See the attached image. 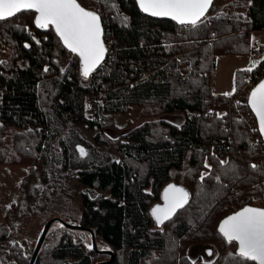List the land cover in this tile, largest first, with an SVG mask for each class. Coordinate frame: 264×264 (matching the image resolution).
I'll list each match as a JSON object with an SVG mask.
<instances>
[{
  "label": "trees",
  "instance_id": "1",
  "mask_svg": "<svg viewBox=\"0 0 264 264\" xmlns=\"http://www.w3.org/2000/svg\"><path fill=\"white\" fill-rule=\"evenodd\" d=\"M118 2L119 17L109 30L113 45L111 40L107 45L104 26L107 58L88 78L80 58L51 26L36 27L34 11L0 21V164L30 168L0 225V264H30L29 250L17 251L10 242L18 220L27 215L90 229L99 250H93L90 233L56 222L35 264H97L98 256H106L103 250L113 252L105 264H178L177 245L167 249L169 238L236 246L219 232L234 214L228 206L264 209V143L244 79L264 69V59L256 70L240 72L242 87L231 96L211 90L216 57L264 54L253 40L255 32H264V0H215L195 29L146 16L135 0ZM98 94L101 104H93L87 116L89 99ZM134 106L158 120L120 132L114 117ZM166 115L181 123L163 119ZM87 132L94 133L91 140ZM80 145L87 156H80ZM75 178L82 189L80 206L70 190ZM171 182L186 186L192 198L164 224L171 223L168 236L155 228L151 208ZM57 225L63 226L60 232ZM51 238L56 243L46 248ZM182 260L258 264L220 247L215 257L185 253Z\"/></svg>",
  "mask_w": 264,
  "mask_h": 264
},
{
  "label": "snow or ice",
  "instance_id": "2",
  "mask_svg": "<svg viewBox=\"0 0 264 264\" xmlns=\"http://www.w3.org/2000/svg\"><path fill=\"white\" fill-rule=\"evenodd\" d=\"M137 3L143 12L153 17H168L181 26L195 29L205 22L203 18L213 0H137ZM21 11L36 13L34 18L36 27L54 28L63 45L80 57L84 78H88L101 65L107 48L103 41L101 17L97 12L84 8L78 0H0V21L11 18ZM258 63L254 62V65ZM44 71L47 72L48 69L45 68ZM242 71L251 72L253 68L249 67ZM249 103L259 120V131L264 135V82H260L252 91ZM78 151L80 156L88 155L83 147L78 146ZM226 163L220 161L221 165ZM205 167L210 165L205 164ZM251 167L255 170L258 166L252 164ZM203 179L202 174L201 180ZM163 198L165 204L157 205L152 210L153 217L161 225L185 206L189 193L182 187L170 184ZM219 232L228 242L239 243L240 257L264 264V209L243 208L227 217L221 223Z\"/></svg>",
  "mask_w": 264,
  "mask_h": 264
},
{
  "label": "rangeland",
  "instance_id": "3",
  "mask_svg": "<svg viewBox=\"0 0 264 264\" xmlns=\"http://www.w3.org/2000/svg\"><path fill=\"white\" fill-rule=\"evenodd\" d=\"M87 7L90 9L98 10L99 15L102 18V21L104 22L103 25L106 26L107 29V45L110 40L113 45V35L109 32L110 27L117 22V12H119V2L118 0H84L83 2ZM94 10V11H96ZM208 17V15H207ZM20 21V20H18ZM253 37L256 44H261L264 46V33H258L254 35ZM67 59H69V56H65ZM263 57V56H262ZM262 57L251 55L248 57H237V56H221L216 57L214 60V67L213 72L211 76V90L212 94L214 96H226L225 93H234L237 86L242 87V76L240 72H243L242 70L239 71V75L237 76L238 72L237 69L242 68H249L252 67L253 69L257 67V64H253L250 62H259ZM253 58V60H252ZM264 58V57H263ZM248 76V75H247ZM247 76L244 78L246 79ZM231 94V95H232ZM229 95V96H231ZM90 105L87 110V116H91L93 114V110L95 107L92 106L93 104H101V94L93 95L89 99ZM88 103V102H87ZM88 107V106H87ZM92 108V109H91ZM163 119H166L170 122L174 123H181V120L176 119L174 116L166 115L162 117ZM153 120H158L157 118H150L145 117L143 108L134 106L128 114L126 115H118L114 117L113 123L114 127L119 128L120 132H126L128 130L133 129L136 125H140L146 121L152 122ZM94 136L93 132H87L85 133V137L88 140H91ZM206 164H210L211 161L205 162ZM206 169H202L199 179H201V175L204 174ZM30 173V168L28 164H14V165H7V164H0V225L4 223V218L6 211L10 208L9 205H11L19 196L20 189L23 188V183L26 180V177ZM181 184V183H178ZM183 185V184H181ZM71 193L74 198V201L76 202L77 206H80L81 202V185L78 183V181L75 179L72 180L71 184ZM246 201V199H243ZM258 202V201H257ZM254 203V202H252ZM242 206L237 205H229L228 206V213H236L237 210L240 209ZM257 207V206H256ZM187 208V207H186ZM244 208V207H243ZM48 223V221L44 222L40 219V217H32L29 219L28 215L27 217L22 218L21 220H18L17 227L14 229V231L11 233V240L10 242L13 244H16V247L18 250L21 249V247L27 248L29 250V256L32 259L33 253L35 251V248L39 242V239L42 235L43 229L45 225ZM218 227V226H217ZM156 229L160 230L161 232L171 235V223L164 226L155 227ZM54 229L57 232L61 231L60 226L54 227ZM41 231V232H40ZM54 243H56V239L51 238L46 243L47 247H53ZM86 246L90 247L89 240L86 241ZM200 244V243H198ZM195 243L188 244V243H182L177 242L176 240H172L169 238L167 249H173L174 245H177V253H176V260H181L178 264H185V262L182 260V257L185 253H190V256L194 259H208L211 257H215L217 254V249L219 250V247L224 249L226 252L228 250V253L231 254H238V247L234 245H223L219 240H215V243L209 245H198ZM226 246V247H225ZM6 247H9V244H6ZM194 247V248H193ZM181 248H184L182 250ZM193 248V249H191ZM217 248V249H216ZM210 250H213L211 252ZM103 252H106L103 250ZM209 252H211V255H209ZM103 254V253H102ZM110 258V255L103 254ZM106 256H98L97 260L99 263L97 264H105L107 262L108 257ZM222 258H226V255ZM106 260V261H104ZM109 260V261H110ZM102 261V262H101ZM240 262V261H239ZM239 262L237 264H239Z\"/></svg>",
  "mask_w": 264,
  "mask_h": 264
},
{
  "label": "water",
  "instance_id": "4",
  "mask_svg": "<svg viewBox=\"0 0 264 264\" xmlns=\"http://www.w3.org/2000/svg\"><path fill=\"white\" fill-rule=\"evenodd\" d=\"M135 1L137 2V0H135ZM214 1H215V0H213V4H214ZM78 3H80V2L78 1ZM213 4L209 7V9H208V11H207L205 17L209 14V12H210V10H211ZM137 5H138V3H137ZM81 6H82V5H81ZM83 7H84V6H83ZM138 7H139V5H138ZM84 8H85V7H84ZM86 9H87V8H86ZM139 9H140V7H139ZM88 10H89V9H88ZM140 10H141V9H140ZM21 12H23V11H21ZM141 12H142L143 14H145L146 16H149V17H152V18H156V19H165V20H171V21H173L172 19H170V18H168V17H153V16H151V15H149V14L143 12L142 10H141ZM16 15H17V14H16ZM98 15H99V14H98ZM99 16H100V15H99ZM100 17H101V16H100ZM205 17H204L203 19H205ZM173 22H175V21H173ZM175 23H176V22H175ZM176 24H177V23H176ZM101 25H102L103 33H104V35H103V41H104V44H105V46H106V41H105V30H104V25H103L102 18H101ZM51 27H52V26H51ZM52 28H53V27H52ZM53 30H54V28H53ZM54 32H55V30H54ZM55 33H56V32H55ZM56 35H57V34H56ZM57 36H58V35H57ZM58 38H59V37H58ZM59 39H60V38H59ZM61 42H62V41H61ZM62 44H63V43H62ZM64 47H65V46H64ZM65 48H66V47H65ZM106 48H107V46H106ZM68 50H69V49H68ZM69 51H70V50H69ZM70 52H71V51H70ZM73 54H74V53H73ZM107 54H108V50H107V52H106V54H105V57H104V59H103L101 65L105 62V60H106V58H107ZM75 55H76V54H75ZM78 57H79V56H78ZM79 58H80V57H79ZM80 62H81V59H80ZM101 65H100V66H101ZM100 66L97 67L96 70H95L94 72H96V71L100 68ZM81 69L83 70L82 62H81ZM94 72H92L91 74H93ZM260 82H264V78H263ZM260 82H259V83H260ZM259 83H258V84H259ZM258 84H257V85H258ZM257 85H256V86L250 91V93H249V95H248L247 103H248V106H249V108H250L252 114L254 115V117H255V119H256V121H257L258 129H259V120H258V118H257V116H256V114H255V112L252 110V108H251V106H250V103H249V98H250V96H251V93H252V91L257 87ZM259 132H260V131H259ZM260 135H261L262 141H263V143H264V135H262L261 133H260ZM79 147H83V146L80 145ZM83 148H84V147H83ZM84 149H85V148H84ZM170 184H175V185H177L178 187H182V188H184V189L189 193V199H188V202L185 204V206H184L183 208L178 209V210L176 211L175 215H174L171 219L165 221V222L161 225V224H158L157 221L155 220V218L153 217V215H152V210H153L157 205L163 206V205L165 204V201H164V198H163V197H164V192H165V190L168 188V185H170ZM168 185L165 186L164 189L162 190V193H161V202H159L158 204H155V205L151 208V216H152V218L154 219L155 223H156L158 226H163L165 223H167L168 221L172 220V219H173V218L179 213V211L185 209V208L189 205V203H190V201H191V198H192V196H191V192H190V190H189L186 186L181 185V184H178L177 182H171V183H169ZM247 207H251V206H247ZM252 208H257V207H252ZM241 210H242V209H241ZM241 210H239V211H241ZM239 211H238V212H239ZM236 213H237V212H236ZM234 214H235V213H234ZM234 214H232V215H234ZM232 215H230V216H232ZM223 221H224V220H223ZM223 221H222V222H223ZM56 222L62 224L64 227H66V228H68V229H70V230H74V231H85V232L90 233L91 236H92V248H93V250H94L95 252H99V250H98V246H97V242H96V236H95V234H94V232H93L92 230L87 229V228H85V227H83V226L69 224V223H67V222H65V221H63V220H61V219H58V218H53V219L49 220L48 223L45 225V227H44V229H43V232H42V235H41V237H40V239H39V242H38V244H37V246H36V248H35V251H34V253H33V256H32V259H31V261H30V264H35V262H36V260H37V258H38V255H39V253H40V251H41V249H42V247H43V245H44V242H45V240H46V237H47V235H48V233H49L51 227H52L53 224L56 223ZM220 225H221V224H220ZM219 227H220V226H219ZM233 242H235V243L237 244V246H238V253H239V243H238L237 241H233ZM100 253L108 254V255H110V256L112 257V259H113V252H111V251L100 252ZM112 259H111V260H112ZM256 262L259 264L258 261H256Z\"/></svg>",
  "mask_w": 264,
  "mask_h": 264
},
{
  "label": "built area",
  "instance_id": "5",
  "mask_svg": "<svg viewBox=\"0 0 264 264\" xmlns=\"http://www.w3.org/2000/svg\"><path fill=\"white\" fill-rule=\"evenodd\" d=\"M264 78V69L259 70L255 75H250L245 79V83L248 88V94L250 91Z\"/></svg>",
  "mask_w": 264,
  "mask_h": 264
},
{
  "label": "crops",
  "instance_id": "6",
  "mask_svg": "<svg viewBox=\"0 0 264 264\" xmlns=\"http://www.w3.org/2000/svg\"><path fill=\"white\" fill-rule=\"evenodd\" d=\"M258 33H264V32H255V33L253 34V37H255V36H254L255 34L258 35ZM258 45L264 48V46H262L261 44H258ZM255 56H259V57H262V56H263V57H264V54H263V55H255ZM263 57H262V59L259 60V63H260V61H262V60L264 59ZM217 58H218V57H217ZM252 60H253V58H252ZM254 62H255V61L250 62V63H252V65H253ZM259 63H258V64H259ZM258 64H257V66H258ZM243 69H247V68L237 69L236 71L238 72V70L241 71V70H243ZM212 72H213V71H212Z\"/></svg>",
  "mask_w": 264,
  "mask_h": 264
},
{
  "label": "flooded vegetation",
  "instance_id": "7",
  "mask_svg": "<svg viewBox=\"0 0 264 264\" xmlns=\"http://www.w3.org/2000/svg\"><path fill=\"white\" fill-rule=\"evenodd\" d=\"M236 247H237V244H236Z\"/></svg>",
  "mask_w": 264,
  "mask_h": 264
}]
</instances>
